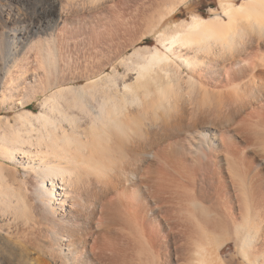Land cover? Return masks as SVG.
I'll return each mask as SVG.
<instances>
[{
  "label": "bare ground",
  "instance_id": "1",
  "mask_svg": "<svg viewBox=\"0 0 264 264\" xmlns=\"http://www.w3.org/2000/svg\"><path fill=\"white\" fill-rule=\"evenodd\" d=\"M75 1L0 0V104L46 95L44 112L20 115L27 136L16 127L0 138V156L25 173L21 194L0 165V246L27 236L40 256L25 264H228L222 253L234 242L231 264L236 256L264 264V0H219L226 18L213 8L212 16L193 14L171 29L164 26L190 0L141 10L145 32L163 48L131 61L130 95L98 97L104 76L87 66V87L70 101L67 8ZM45 20L49 36L24 43L20 33L43 31ZM27 44L33 64L5 57L4 45L13 51ZM62 101L92 118L90 133ZM134 113L147 120L139 129L132 128ZM230 125L262 152L244 154ZM117 151H133L119 168ZM190 162L204 170L198 187V166L190 170ZM17 251L0 254V264H20Z\"/></svg>",
  "mask_w": 264,
  "mask_h": 264
},
{
  "label": "rangeland",
  "instance_id": "2",
  "mask_svg": "<svg viewBox=\"0 0 264 264\" xmlns=\"http://www.w3.org/2000/svg\"><path fill=\"white\" fill-rule=\"evenodd\" d=\"M39 1L40 0H30V2L28 4L30 6H32L33 4L38 3ZM76 1H75L74 5H68V8H67L68 12H69L70 21L72 22V24H69V28H67L68 33L66 35L67 36L69 35V37H70L69 39H70L71 43L69 42L70 46L68 45V47H66L65 52L67 54H70L71 58L73 59L71 62L72 66H73L71 70H73V72L71 71L70 74L67 73L68 75H66V78H67V81L69 82L68 86L72 87L74 89V91H70L68 93V95L70 96V97L68 96V98L70 99V101L71 100L73 101V99H71V98H74L75 96H77V97L79 96L78 93L82 89L81 87H83V88L87 87L86 84H87L88 80H87V78L82 76V70L87 66H88V68L92 69L95 72L94 73L92 71L91 74H93V73L96 74V73L100 72L99 77L104 76L103 78L101 77L102 81L100 82L102 87L101 86L99 87V88H102L103 90H101L102 92L99 91L100 93L98 92V95H97L98 97L103 96L105 93L110 94L109 96L112 95V97L114 95L116 97H119V96L121 97V95H125V94H127L129 96L130 93H126L124 86H125V84L133 85L135 83V80H136V72L133 69H129L132 67V66H130L131 61H133L135 63L142 61L141 59H143V57H146L151 52L153 47L156 45L159 46L160 48H163L159 44V42L157 40V35L155 33H148L147 31H146L147 33L145 32V30L147 28L145 27L146 24L144 23V21H142L141 10H145V9L147 10V8H149V9L151 8L149 11V13L151 14L157 6L159 7V5L162 6V4L164 5V4L169 3V0H161V1L160 0H158V1L157 0H95L94 2H90V3H88V2L83 3V0H81V1L76 0ZM234 1L237 4H241L243 2L242 0H234ZM116 3H118L117 4V5H119L118 7H117ZM91 5H93L94 7H91ZM142 5H143V7H142ZM150 5H152V6H150ZM123 7H125V8H123ZM140 7H141V9H140ZM118 8H120V9H118ZM138 8H139V10H138ZM213 8L217 9V12L220 16H222L223 18H226L225 14L222 12V9L220 8L219 0H190L178 8L177 12H175V14L173 16L172 21H170L166 26H164V28H168V29L174 28L176 23L181 22V20H190L193 14H200V15L205 16V17H210L214 14V12H212ZM134 9L136 12L134 11ZM109 10H111V11H109ZM132 10H133V12H132ZM74 11H75V13H74ZM137 11H139L141 13V15L138 16V14H140V13H138ZM111 16H113V17H111ZM47 20H45L43 22V24H44L43 25V31H41V32L34 33L32 31H29L30 32L29 34H27L28 31L21 32L22 34L20 33V36L23 35L26 38V39L23 38L22 41L24 40L25 41V42L23 41L24 43H27V42L29 43L30 40H36L39 38L42 39L44 37H48L50 34V29H44V27L46 26ZM137 21L138 22L140 21L139 24H137L138 23ZM113 25H114V27H113ZM132 27H134V28H132ZM102 31H104V32H102ZM104 34L106 35V37ZM98 46H99V48H98ZM3 48H4V51H6L4 53L6 55L5 57H7L8 53H9L8 56H10V57H13L14 55H16L17 57L21 58V55H22L23 56L22 58L26 59L25 60L26 62H31V64H33V62H35L34 56H36V53L34 50H30V45H28V44L25 46L19 45L16 47V48L20 49V50H18V53L20 51L19 54L16 52V50H15L16 48L14 49L15 51L14 50L11 51V49L7 45H4ZM97 50L100 53H98ZM145 54H147V55L145 56ZM24 56H26V58ZM27 59H28V61H27ZM123 59H125V60H123ZM32 60H33V62H32ZM4 62H5L4 59L2 58V60H1V58H0V66ZM114 68L116 69V72L114 71L115 70ZM79 70H81V71H79ZM106 75H108L109 77ZM112 81L115 82L116 86L115 85H113L111 87L109 86L113 83ZM108 83H110V84H108ZM105 84L108 86H106ZM103 87H105V88H103ZM54 90L55 89H53V88L50 89L48 91V95L51 94L52 92H54ZM104 90H105V92H104ZM86 91H87L86 93L89 94V92H90L89 89H86ZM123 91H125V92H123ZM123 93H125V94H123ZM75 94H77V95H75ZM21 95H22V93L20 94V97H21ZM45 97H46V95L38 93V95L35 98H33V97L28 98V101L26 102V104L20 105V106L16 105L15 101L14 102L8 101V102L0 104V135L2 134L0 136V138L4 137L6 135V133L8 135L12 134L14 132V130L16 129V127H17L16 130L21 129L22 130L21 132H24V134L27 136L28 135L27 134L28 133L27 126L26 125H24V127L20 126L21 123L23 125V122L21 121L20 115L26 114L29 111L38 112V113L44 112L45 109H44L43 102H44ZM62 105H63L62 110H64L66 107L67 109H65V111H67V113L69 112V115L71 117L75 116V118L77 117V120H81V123L83 125V128H82L83 131L86 134L90 133V124L92 122V118L89 117L88 115H85V113L83 114V112L79 108L71 107L70 104L67 103L66 101L65 102L62 101ZM94 105L95 104H93L91 106L92 107L91 111H94L96 109L95 108L96 105L95 106ZM68 106L71 108H69ZM72 108H74V109H72ZM138 116H139V118H138ZM133 118H134V123L132 124V128L135 127L136 129H139L138 127L141 125V121L143 122V120H144L145 122H147L146 118L143 117V115L138 114V113H134ZM240 118L241 117L236 119L237 120L236 123H238V121L241 120ZM18 127H20V128H18ZM198 127L201 130L206 128L204 126L203 127L198 126ZM24 128L26 130H24ZM230 128H231L230 132L233 133L232 142L234 144H236L238 146V148L242 147L245 144V148H243L244 147L243 146L240 149H242V152H243V149H245L244 154H247L250 159L252 157V154H255V153L257 154V153L262 152L258 147L255 148L254 144L252 146H248L249 143H247L246 141H244L242 139L244 137H242V136L239 137L240 135L237 134V132L235 133L236 129L232 128V126ZM230 128H229V126H227V129H230ZM8 131H11V133L10 132L8 133ZM25 131H27V132H25ZM3 133H4V136H3ZM135 138H136V140H135ZM137 138L138 137H136L135 134L131 135V137L128 140V144L130 146L132 145L131 147H133L137 142ZM134 141H135V144H134ZM131 142H132V144H131ZM244 142H246V143H244ZM253 147L256 150L255 153H253L254 152ZM248 148H250L252 150L249 149L250 150L249 151ZM128 153H130L131 156ZM132 153H133V151L127 152L125 154L120 153V151L118 153H116L114 160L117 159L118 161L117 160L116 161L119 164H117V162L115 161V163H116L115 167H117V165H118V168H119V166H121L122 163L125 164L127 162V160H130V158L133 157ZM223 155H224V153L219 155V158L221 159L220 156H223ZM250 155H251V157H250ZM121 157H123V159ZM125 158H127V159L125 160ZM192 162L187 163V165L190 164V166L188 165L190 168L188 166H185V168L188 167L191 170L192 167L198 166L197 170H196V167H195V169L194 168L192 169V170H195V172H196L195 173L193 171V174L195 176H197L196 187H198V186H200V183L202 180L201 176H202L204 170H201L203 167L201 165L197 164L196 162H195L196 165L194 164L191 167ZM2 164L5 167V170H4L5 175L7 177L9 175L11 176V177L9 176L8 178H9V181L14 185L15 189L19 190V193L25 194L24 189L22 190V186H23L22 180L24 179V176H25L23 167L21 165H19L18 163L11 162V160L0 156V165H2ZM158 165H160V164H157V167H158ZM162 165H160V166L162 167ZM238 165H240V163ZM17 168H18V172H16ZM147 170H149V169H147ZM147 172L149 173V171H147ZM147 172H145V173H147ZM197 236H198V234L196 232L194 238H197ZM28 239L29 238L27 236H24V235L22 236V238H11L7 244L0 246V248L2 247L0 249V254L4 255V253H6V254H10L11 252L15 253L16 249H17V250H19V251H17V255H18L17 257L19 259L20 264H25V262H27V260L29 258H35L36 259L38 256H40L39 255V248L34 247L35 248L34 249L33 245L29 242L30 239L29 240ZM23 243H25V244H23ZM27 243H29V244H27ZM19 253H24V254H26V256H20ZM236 253H237L236 252V245L234 242H231L225 248V250L223 251L222 254H223V257L226 260V262L228 264L229 263L231 264V261L233 258L232 255H234V254L236 255ZM236 258H237V260L234 261V263H232V264H242V258L239 256H236Z\"/></svg>",
  "mask_w": 264,
  "mask_h": 264
}]
</instances>
